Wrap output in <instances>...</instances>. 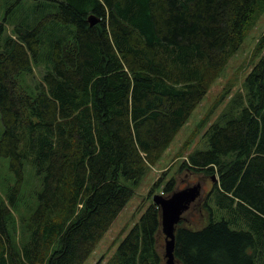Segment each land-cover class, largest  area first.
<instances>
[{"label":"trees","instance_id":"1","mask_svg":"<svg viewBox=\"0 0 264 264\" xmlns=\"http://www.w3.org/2000/svg\"><path fill=\"white\" fill-rule=\"evenodd\" d=\"M25 1L12 34L0 24V157L14 177L0 193V264H83L133 195L120 177L136 184L162 157L257 0ZM255 48L243 89L210 122L221 93L196 125L205 146L177 168L210 182L176 224L177 264H264V31ZM26 164L38 187L25 214ZM164 175L148 198L179 189ZM160 229L151 202L104 264H162Z\"/></svg>","mask_w":264,"mask_h":264},{"label":"rangeland","instance_id":"2","mask_svg":"<svg viewBox=\"0 0 264 264\" xmlns=\"http://www.w3.org/2000/svg\"><path fill=\"white\" fill-rule=\"evenodd\" d=\"M16 1L17 0H0V24L3 26L2 38L5 34L13 33V12L16 10H18V12H21V10L23 11L22 8H19V4ZM36 2V0H26L25 5L27 7H32L36 4ZM24 15H27V18L32 17L31 14L24 13ZM244 29L245 35L238 50L230 57L220 76L216 78L215 81L208 87L207 92L202 96V99L196 105L186 123L177 132L162 157L154 164L148 166L145 174L136 184H134L131 180L120 177V182L131 188L133 190V195L83 264H104L106 262L109 255L114 252L118 244L129 232L130 228L139 219L140 215L144 212L147 206L152 202L151 199L147 197V193L164 171V180L168 179L172 175H175L177 177V186L180 189L197 184L198 181H200L201 186H199V194L209 191L210 182L207 179L208 177L204 179L199 173H192L189 170L177 172V168L182 160L187 158V155L190 152L205 146L203 142L204 139L202 138L204 128L202 131L201 129L198 130L196 128L197 123L200 120L202 121L204 116H206V122H209V120L211 122L224 109H226L229 99L232 98L234 94L241 92L243 89L246 75L262 54V52H259L255 46L257 39L264 31V0H257L254 10L248 22L245 24ZM41 57L45 59L44 55H41ZM38 60L39 65L44 66L45 61H43L40 57ZM43 70L44 69L41 67H36L35 75L40 77ZM228 88L229 90L225 93V98L221 103L216 105L211 115L209 114L210 117L208 120L207 116L211 106L216 100H218L221 93H224V90ZM2 131L3 126L0 118V135ZM170 164L172 165L169 167ZM8 165L9 159L0 157V193L4 195L3 197L6 196L4 190L6 192V189L14 182L13 173L9 170ZM36 187H38L37 177L30 166L26 164L24 167L23 183L18 201L19 208L24 211L25 214L28 212V203L32 199ZM159 192L160 189H156V193ZM201 201L202 199L200 198L199 200L197 195L188 203V207L196 202H198L199 205ZM194 206L195 205H192L190 209L193 210ZM185 215L186 213H183V216ZM160 232L161 235L158 236L160 241L158 253L162 259V264H166V257H164V234L161 229Z\"/></svg>","mask_w":264,"mask_h":264},{"label":"water","instance_id":"3","mask_svg":"<svg viewBox=\"0 0 264 264\" xmlns=\"http://www.w3.org/2000/svg\"><path fill=\"white\" fill-rule=\"evenodd\" d=\"M90 25L99 21L93 15L88 17ZM215 177L212 176V180ZM199 193V184L188 186L186 188L173 192L169 197H163L160 194L153 196V201L161 208V228L164 234V257L166 264H175L174 258V240L175 225L181 218V214L188 208V203L192 201Z\"/></svg>","mask_w":264,"mask_h":264}]
</instances>
